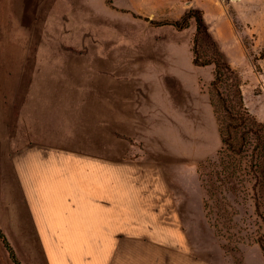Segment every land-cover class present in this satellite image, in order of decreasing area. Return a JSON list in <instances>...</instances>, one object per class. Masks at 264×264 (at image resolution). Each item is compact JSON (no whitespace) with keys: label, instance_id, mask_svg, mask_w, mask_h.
I'll return each instance as SVG.
<instances>
[{"label":"rangeland","instance_id":"1","mask_svg":"<svg viewBox=\"0 0 264 264\" xmlns=\"http://www.w3.org/2000/svg\"><path fill=\"white\" fill-rule=\"evenodd\" d=\"M15 5L14 28L1 21L0 51L46 53L37 77L62 126L45 155L32 150L29 177L13 174L20 200L4 236L20 264H264V153L240 131L233 147L259 157L263 174L243 173L253 162L243 155L234 177L214 66L202 65L218 54L232 72L221 78L227 106L239 107L236 82L250 120L264 123V0ZM191 10L207 30L197 64L193 20L184 30L145 21ZM20 180L30 199L26 186L19 196Z\"/></svg>","mask_w":264,"mask_h":264},{"label":"crops","instance_id":"2","mask_svg":"<svg viewBox=\"0 0 264 264\" xmlns=\"http://www.w3.org/2000/svg\"><path fill=\"white\" fill-rule=\"evenodd\" d=\"M15 6V0H0V25L4 18L6 25L14 28ZM46 67L45 52L24 51L18 54L0 51V232L3 235L6 233L5 227L15 226L16 203L20 200L16 199L13 174L26 169L29 177L32 150L38 155L42 150L45 155L48 140L56 138L57 132L58 136L62 133L56 114L53 111L48 113L47 83L37 77V73H46ZM51 148L53 150V146ZM34 160L40 171V158ZM42 170H45V164ZM27 184L20 180L18 193L21 197L26 186L30 199L31 185L30 182ZM7 256L0 242V264H10Z\"/></svg>","mask_w":264,"mask_h":264},{"label":"trees","instance_id":"3","mask_svg":"<svg viewBox=\"0 0 264 264\" xmlns=\"http://www.w3.org/2000/svg\"><path fill=\"white\" fill-rule=\"evenodd\" d=\"M191 20H193L195 23V35H194V39L192 42L193 61L195 64H197L196 46L199 43V39L201 38V36L207 35L206 26L199 12L195 10H191L188 13H186L178 21L155 22V21H149L145 19V21H147L153 27H170L175 30L186 29ZM221 61H222L221 57L218 54H214V56H212V58L209 61L202 63V65L207 66V65L212 64L214 66V78L211 83V90L213 94L215 95L222 110L224 111V114L226 117V123L223 128L222 143L224 144V146H226L227 150H224L223 156H225L224 159L225 158L228 159L229 157L234 158V175H235L234 177H236V174L238 173V169L235 165V163L237 162V158L243 155L246 158L251 157L253 159V162L250 159L249 166H247V168H244L242 172L245 174L252 173L254 177L259 178L263 174L262 172L263 168L260 166L261 164H259L260 163L259 157L257 156L253 157L252 155L246 156L249 150H242L243 149L242 144H240V146L238 147L237 146L233 147V140H235L236 135L238 133L240 134V131H242V133H245L244 136L247 140L253 141L256 143L255 146L258 149H260L256 151H258V153L260 154H263L264 153V150H263L264 140H261L260 132H261V129L264 130V123L259 124V123H256L255 121L250 120L248 113L242 106L239 85L236 82L234 85V96L237 97L239 100V107L233 110L227 106L225 102V98L220 88V85L222 83L221 78L225 77L224 72L226 73H232V72L230 68L227 65H224V63H222ZM255 127L256 129L254 130ZM242 160L243 159L238 160V163L240 162L241 164ZM247 163H248V159H247L246 164ZM239 168L241 167L239 166ZM226 173L227 171L222 173V176L224 178L226 177ZM221 187H222V191L225 190V186L222 185ZM256 213L261 220V223L263 225V230H264V211L260 212L259 207H256ZM0 242L3 248L5 249V251L7 252L11 263L20 264V262L15 256L14 251L12 250L10 244L8 243L6 237L1 232H0ZM259 243H261V241H259ZM260 247L263 253V257H264V244L261 243Z\"/></svg>","mask_w":264,"mask_h":264}]
</instances>
